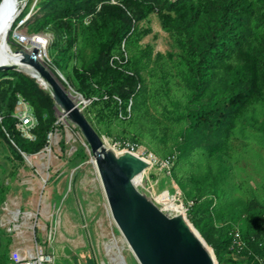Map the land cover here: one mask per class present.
<instances>
[{
	"label": "rangeland",
	"instance_id": "rangeland-1",
	"mask_svg": "<svg viewBox=\"0 0 264 264\" xmlns=\"http://www.w3.org/2000/svg\"><path fill=\"white\" fill-rule=\"evenodd\" d=\"M56 1L16 0L15 17L2 29L7 53L31 48L30 41L15 39L16 31L46 38L42 61L80 103L108 145L112 147L115 139L130 140L147 155L144 172L133 177L137 187L163 210L182 215L214 254L213 264H242L232 254H222V241L216 253L205 234L212 223L223 221L245 230L251 203L264 212V130L254 120H264V68L258 60L263 49L258 40L264 33L262 26H254L252 17V33L232 60L247 64V73L256 75L259 88L223 129L192 134L187 113L195 105L181 76L185 50L163 24V13L174 14L173 10L155 9L138 18L142 6L138 8L139 0L133 1L129 11L139 36L129 44L121 41L111 52V67L126 73L116 76L105 59L95 71L90 66L99 48L97 10L103 2L119 0H96L95 10L82 19L76 13L65 16ZM255 13L264 14L259 8ZM64 53L69 55L66 61ZM17 71L38 82L26 70ZM222 75L221 71L214 80ZM0 79L2 115L14 110L10 91L15 77L8 72ZM129 80L135 86L125 96L128 88L120 84ZM118 89L124 95L113 94ZM110 92L115 101L108 100ZM44 114L51 126L47 144L30 154L8 141L0 125V264L19 249L25 253L36 242L48 249V243L55 241L60 245L78 241L98 264H140L112 218L92 151L79 127L55 104ZM191 199L196 201L194 208H186ZM206 205V213L197 211ZM212 235L218 238L220 234L215 230Z\"/></svg>",
	"mask_w": 264,
	"mask_h": 264
},
{
	"label": "trees",
	"instance_id": "trees-1",
	"mask_svg": "<svg viewBox=\"0 0 264 264\" xmlns=\"http://www.w3.org/2000/svg\"><path fill=\"white\" fill-rule=\"evenodd\" d=\"M84 1L86 4H83ZM133 1L119 0L100 4L97 10L99 25L95 30L99 48L92 54L93 62L90 67L93 71L99 69L102 66V59H105L107 68L111 69L116 76L120 73L126 74L118 67H111L109 58L113 49L121 41L129 44L139 36L134 16L129 11ZM57 2L63 6L65 16L76 13L81 19L85 14L94 11L96 7V0H57ZM140 5L142 8L138 11V18L155 9L165 8L174 11V14L167 11L162 16L164 26L174 32L179 44L185 50V53L181 55L183 62L181 76L185 86L190 90L189 99L195 105V108L187 113L188 132L217 133L230 122L234 114L259 88V84L255 83L256 75L250 71L247 73V64L239 60L232 63V60L252 33L253 27L250 23L252 17L255 20L254 26H262L264 29V14L255 13V8L261 9L264 13V0H257L255 5L253 0H203L202 2L198 0H139L138 8ZM82 8L83 12H80ZM11 23L12 21L9 24ZM66 32H71L69 25ZM258 40L263 46L258 60L264 68V33L258 35ZM68 57L69 55L64 53L62 60L66 61ZM221 71L223 75L214 80ZM8 72L15 77L10 96L15 101L16 92H20L27 98L38 121L33 128V139H27L21 135L15 125L16 118L12 115L13 111L1 115L0 125L7 133L6 135L3 132V136L8 141L11 140L21 151L30 154L47 144V134L51 131V126L44 113L46 109L53 106L54 102L49 91L44 90L34 78L16 69H7V71L0 69V76ZM122 86L128 88L125 96H129L135 86L134 80L121 83L120 88ZM113 94L124 95L120 89ZM134 98H138V94H135ZM96 99L103 100V97ZM108 100L115 101L112 94L109 95ZM254 120L258 121L260 128L264 130V120ZM208 202L211 203L212 198H209ZM195 204L196 201L193 200L189 209L194 208ZM207 208L208 205L199 206L197 211L206 213ZM246 211L250 220L245 230L239 226L241 234L247 239L248 246L254 252L264 255V224L260 222L262 220L264 223V212L256 203H251ZM232 225L231 221L212 223L209 232H206L205 237L212 243L216 253L219 252L221 241L223 242L222 254L231 252ZM215 230H218L220 234L218 238L212 235ZM251 236H255V239L251 240ZM243 252L247 253V249ZM238 260L242 264L245 263L242 259ZM247 260L251 261L252 257H248Z\"/></svg>",
	"mask_w": 264,
	"mask_h": 264
},
{
	"label": "water",
	"instance_id": "water-1",
	"mask_svg": "<svg viewBox=\"0 0 264 264\" xmlns=\"http://www.w3.org/2000/svg\"><path fill=\"white\" fill-rule=\"evenodd\" d=\"M4 1L0 0V11ZM36 40L42 37L36 36ZM30 43L29 50L15 49L12 61H0V69L26 70L24 65L28 64L61 113L79 127L92 151L112 218L139 263L213 264L214 254L182 215L163 210L135 184L133 177L144 172L147 160L132 151L107 146L70 91L42 61L40 47L32 40ZM64 251L70 253L68 246Z\"/></svg>",
	"mask_w": 264,
	"mask_h": 264
},
{
	"label": "built area",
	"instance_id": "built-area-1",
	"mask_svg": "<svg viewBox=\"0 0 264 264\" xmlns=\"http://www.w3.org/2000/svg\"><path fill=\"white\" fill-rule=\"evenodd\" d=\"M21 21H23V18L20 19V22ZM14 36L19 42L28 40V36L26 34L20 33L18 31L15 32ZM84 100L85 99H82V101ZM77 103L80 105L79 102ZM12 115L16 118L15 125L20 131L21 135L27 139H33V128L37 124L38 119L29 100L25 98L20 92H16ZM111 145L115 150H129L139 154L144 158H147V155L143 153V151H138V144L130 140L115 139L112 141ZM192 204L193 199L187 200L186 208ZM230 235V253L233 255V257L244 260V264H264V255L254 252L248 246V241L242 236L239 225L233 223L230 230ZM254 239L255 236H251V240ZM244 249H247V253L243 252ZM248 257H252V260L248 261ZM15 260L17 264H52L54 261V254L52 251L45 248L43 244L36 242L30 250L26 251L25 253L17 254Z\"/></svg>",
	"mask_w": 264,
	"mask_h": 264
},
{
	"label": "bare ground",
	"instance_id": "bare-ground-1",
	"mask_svg": "<svg viewBox=\"0 0 264 264\" xmlns=\"http://www.w3.org/2000/svg\"><path fill=\"white\" fill-rule=\"evenodd\" d=\"M4 7L3 9L0 11V61H12V57H14V53L13 51L11 53H7V49L5 47L4 44V39H3V33H2V29L3 27L10 22L14 17H15V4H16V0H5L4 1ZM19 14V13H18ZM28 41L32 40L33 42H35L39 47H40V57L43 55H46V44H47V40L46 38L42 37V40H36V37H28L27 38ZM24 68L26 69L27 72L30 73V75H32L33 77H35L36 79L40 80L38 81L43 87L44 84L42 83V79L39 77V75L37 74V72L31 68L28 64L24 65ZM104 143L108 145V141L105 139ZM29 159V157H27ZM93 163L96 166L95 160L94 158H92ZM175 208L178 207V205L174 206Z\"/></svg>",
	"mask_w": 264,
	"mask_h": 264
},
{
	"label": "crops",
	"instance_id": "crops-1",
	"mask_svg": "<svg viewBox=\"0 0 264 264\" xmlns=\"http://www.w3.org/2000/svg\"><path fill=\"white\" fill-rule=\"evenodd\" d=\"M48 244V249L53 252L56 259L52 264H98L94 255H88L78 241L74 245H60L57 241L49 242ZM65 246H68L70 253L64 251ZM17 254H21L20 249L6 258V264H17L15 260Z\"/></svg>",
	"mask_w": 264,
	"mask_h": 264
}]
</instances>
